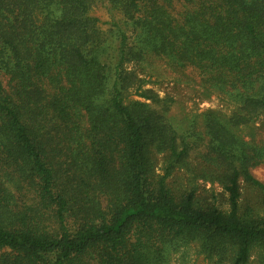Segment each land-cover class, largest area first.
I'll use <instances>...</instances> for the list:
<instances>
[{
	"label": "trees",
	"instance_id": "trees-1",
	"mask_svg": "<svg viewBox=\"0 0 264 264\" xmlns=\"http://www.w3.org/2000/svg\"><path fill=\"white\" fill-rule=\"evenodd\" d=\"M94 1L0 0V264H162L180 242L264 264V184L250 173L264 149L208 118V151L191 165L186 137L149 107L143 71L128 69L147 50L196 69L238 105L233 123L259 118L264 0H180L176 16L171 0H105L133 43L117 23L102 32ZM177 171L219 184L229 213L173 191ZM240 177L261 198L242 210Z\"/></svg>",
	"mask_w": 264,
	"mask_h": 264
},
{
	"label": "rangeland",
	"instance_id": "rangeland-1",
	"mask_svg": "<svg viewBox=\"0 0 264 264\" xmlns=\"http://www.w3.org/2000/svg\"><path fill=\"white\" fill-rule=\"evenodd\" d=\"M171 1L172 13L175 16L188 9L180 0ZM91 15L98 18L100 29L107 35L112 24L117 23L130 37V41L132 43L135 41L133 29L129 24L124 23L119 12L109 9L105 0L93 2ZM128 69L135 72L143 71L139 72L140 78L144 81L142 87L150 91L151 96L154 97V100L148 103L149 107L168 120L166 125H170L176 131L178 142L182 140V137H186L189 144L186 161L191 165H194L197 159L208 151L209 137L206 127L208 118L219 119L220 124L228 128L239 141L264 149V114L246 123H233L230 119L234 114L235 116L238 114V105L228 102L223 94H218L217 90L204 88L196 69L173 68L147 50L143 55V61L129 64ZM5 80L6 78H3L2 82ZM127 99L129 102L143 101L135 94V89L128 91ZM129 102L126 104L128 105ZM153 161L156 165V174H162L165 162L163 155H154ZM250 173L254 179L264 184V164L251 168ZM167 182L178 195L194 190V201L197 206L212 205L224 214L229 213V194L225 193V190L216 182L193 178L192 174L186 171H177ZM238 186L242 194L239 201L240 210L247 205L253 206L259 203L260 193L245 183L242 177L238 179ZM180 243L173 245L174 248H168L165 262L163 261L162 264H231L227 246L223 248L220 260L206 258V255L199 250L197 243Z\"/></svg>",
	"mask_w": 264,
	"mask_h": 264
}]
</instances>
